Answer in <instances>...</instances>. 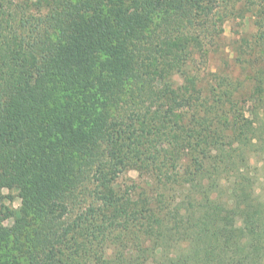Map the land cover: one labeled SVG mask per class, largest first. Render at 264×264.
<instances>
[{
  "label": "trees",
  "instance_id": "obj_1",
  "mask_svg": "<svg viewBox=\"0 0 264 264\" xmlns=\"http://www.w3.org/2000/svg\"><path fill=\"white\" fill-rule=\"evenodd\" d=\"M0 186V264H264V0H0Z\"/></svg>",
  "mask_w": 264,
  "mask_h": 264
},
{
  "label": "rangeland",
  "instance_id": "obj_2",
  "mask_svg": "<svg viewBox=\"0 0 264 264\" xmlns=\"http://www.w3.org/2000/svg\"><path fill=\"white\" fill-rule=\"evenodd\" d=\"M231 23H227L224 26L225 36L229 39H232V31L235 26L232 27ZM3 32H5V26L3 27ZM263 161V160H262ZM261 162L260 164H262ZM120 182L130 184L132 182H137L139 184L143 183V179L139 177V174L135 171H130L123 178H121ZM261 185L258 186L257 191L261 193ZM21 209V199L19 197V191L17 189H8L0 186V220L2 224L6 227H11L15 220L20 215ZM235 222L238 227H242L248 230L251 226L255 224L254 215L249 214V216H245L242 218L241 215H238L235 218ZM232 233L231 229L223 230V234L230 235ZM208 242L209 247L212 248L211 242ZM262 245V244H261ZM261 245L258 243H251L248 245L246 249V254L243 258H241L238 264H251L255 258L258 256L261 249ZM222 264H225L223 260H221Z\"/></svg>",
  "mask_w": 264,
  "mask_h": 264
}]
</instances>
